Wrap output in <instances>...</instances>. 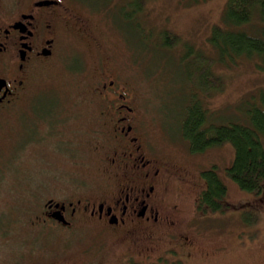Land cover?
<instances>
[{"label": "rangeland", "instance_id": "374dc122", "mask_svg": "<svg viewBox=\"0 0 264 264\" xmlns=\"http://www.w3.org/2000/svg\"><path fill=\"white\" fill-rule=\"evenodd\" d=\"M86 1L105 5L101 0ZM134 1L139 4L137 12L131 0H105L113 8L110 16L103 19V13L86 7L85 18L103 39V54L133 84L144 138L153 153L184 166L189 175L214 168L226 185L229 206L246 202L250 194L225 177L234 158L232 146L224 143L190 155L176 120L183 116L181 106L196 96L209 123L228 124L241 117L244 106L258 102L264 91V70L256 60L220 62L211 45L212 30L222 24L227 0ZM83 9L78 8L82 16ZM126 13H133V20L127 21ZM165 38L170 48L163 46ZM96 55L92 44L72 30L65 32L51 59L27 82L21 100L0 110V214L6 207L31 213L48 194H67L74 182L86 187L101 179L95 148L103 139L95 124L98 105L90 96L91 75L98 70ZM189 193L190 201L195 193ZM190 226L200 233L201 252L209 255L217 246L226 250L201 264H264L262 205L198 210ZM80 235L87 242L96 232L90 229ZM22 236L17 231L0 232V264H11V256L20 253ZM13 264L24 263L18 259Z\"/></svg>", "mask_w": 264, "mask_h": 264}, {"label": "flooded vegetation", "instance_id": "af4514ba", "mask_svg": "<svg viewBox=\"0 0 264 264\" xmlns=\"http://www.w3.org/2000/svg\"><path fill=\"white\" fill-rule=\"evenodd\" d=\"M99 6L86 0H0V110L21 100L37 68L51 59L62 35L76 26L80 38L97 50L91 92L103 139L95 148L101 177L96 185L74 182L70 192L48 194L31 213L6 207L0 214L5 216L0 232L23 234L21 251L11 256V264L18 259L24 264L212 260L226 250L217 246L209 255L201 252L199 233L190 228L203 190L199 171L189 175L184 166L152 152L138 125L133 84L103 54V39L85 18L86 7L94 11ZM79 7L85 8L83 16ZM189 191L195 193L190 201ZM90 229H95V238L83 242L80 234Z\"/></svg>", "mask_w": 264, "mask_h": 264}, {"label": "trees", "instance_id": "16d2710c", "mask_svg": "<svg viewBox=\"0 0 264 264\" xmlns=\"http://www.w3.org/2000/svg\"><path fill=\"white\" fill-rule=\"evenodd\" d=\"M131 2L132 8L137 12L139 4L134 0ZM101 3L108 6L95 7L92 13H103L102 17L105 19L111 15L113 8H110V4L105 3V0H101ZM124 16L127 21L134 18L133 13H126ZM72 31L80 37L81 32L77 31L76 26ZM167 39L163 41V46L171 45ZM210 40L213 49L219 54L220 62H233L235 65L247 58L256 60V66L264 70V0H227L222 24L214 26ZM85 42L90 44L87 40ZM170 47L165 46V48ZM187 56L188 54L185 53L183 57ZM139 74L142 76V73ZM91 80H94L93 75ZM90 94L92 97L91 91ZM194 99H190L186 107L181 106L182 112L184 111L183 116L176 119L180 122L181 137L189 147L188 154H202L224 143L230 144L234 158L225 169V177L251 196L246 202L230 203L229 206L226 201V185L215 169H199L198 174L202 180L199 186L203 190L198 197L196 211H216L224 205L264 207V91L259 95L258 102L253 100L244 106L243 111L240 112L241 117L237 115L235 120L228 124L209 123L206 109L196 96Z\"/></svg>", "mask_w": 264, "mask_h": 264}]
</instances>
